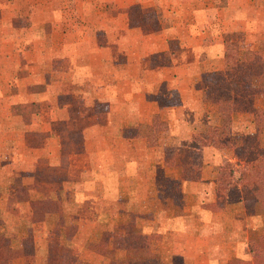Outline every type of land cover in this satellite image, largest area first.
Instances as JSON below:
<instances>
[{"label":"crops","instance_id":"0c3cea01","mask_svg":"<svg viewBox=\"0 0 264 264\" xmlns=\"http://www.w3.org/2000/svg\"><path fill=\"white\" fill-rule=\"evenodd\" d=\"M163 1L169 10L179 7V10L173 9L178 16L183 15L180 11L193 12L196 9V13H201L204 18L202 25L209 24L204 12L207 9L202 3L205 0ZM247 1L249 4L246 3V6H254L255 0ZM156 2L157 0H0V75L13 73L16 63L18 66L23 64L21 68L25 69L27 76L33 75L30 60L53 58L61 62V68L53 67V82H46L45 76L52 75L50 72L45 74L46 71L35 66L38 75L32 77L34 83L41 87L44 98L49 96L48 100L54 107V112L49 113L51 118L47 119L43 115L38 118L40 124L54 123L59 132L57 136L60 137V147H56L54 155L58 166L57 163L55 166L59 170H66L68 175L70 173L69 188L61 184L51 194L39 192L38 197L53 204V210L44 215L45 219L50 216L54 219L71 217L81 220L97 217L118 220L146 218L151 227L134 225L143 234L154 235V238L163 234L164 241H168L166 236L181 233L183 243L178 248L183 250L180 258L183 261L193 257L194 262H200L204 257L202 252L215 251V255L210 253L213 255H209V261L225 264L231 258L238 257L237 251L241 245H246L249 237L254 234L256 226L261 222V217L257 214L263 206L258 200L243 195L239 186L229 189L223 201H216L215 174L220 164L215 157L207 154L222 155L221 150L202 147L199 150V164L195 168H188L183 164H167L168 156L183 149V144L189 142L191 137L204 135L211 118L202 101V92L214 85L206 82L207 76H212L222 66L214 68L195 65L198 75L205 76L195 83L196 87L178 77L168 86L169 77L159 78V74L191 75L195 70L188 62V65L177 66L178 62L173 61L172 51L168 50L171 41H176L180 44L181 51L187 53L190 44H185V39L170 40V36L163 34L165 24L157 11L153 12ZM135 5L141 14L151 16L149 23H129L128 11ZM110 8L113 12L119 11V14L111 13ZM260 8L264 10V5ZM91 15L96 17L90 20ZM188 20L184 19L186 23ZM181 21L183 20L173 22L171 27L184 26ZM166 24L169 26L170 23ZM116 26H121V35L133 30L130 28H137L146 29L153 38L158 39L149 46L140 45L148 52L141 51L138 56L132 51L128 57L121 53V60L125 57L124 59L133 62L128 74L120 66H105L111 61L118 62L121 57L111 52L112 46L109 44L122 43L126 41V37L111 33L100 38L92 33L96 29L101 31L99 33H104L109 27L113 29ZM160 37L162 40H159ZM102 41L107 46L96 45V49H92L95 48V43L101 45ZM18 44H22L21 48L24 46V49H17ZM30 44L37 46L32 49ZM63 44L71 45L69 51L63 48ZM127 44L129 43L124 42V45ZM218 44L214 42L208 48ZM159 45L161 46L158 47ZM133 49V46L126 47V50ZM92 50L98 51L92 55ZM65 51L68 52L64 54ZM159 53H165L166 58L169 55L170 61L158 63L156 59L152 60L153 55ZM183 57L180 55L179 59L182 60ZM213 58L219 59L216 56ZM21 60H27V63L24 65ZM110 74L114 75V79L104 80ZM20 91L25 94L26 87H22ZM62 93L71 94L69 99L73 102L62 105ZM68 105L84 108L85 111L81 113L80 110H75L76 114L60 117L58 108H67ZM61 124L67 126L62 128ZM232 124L234 128L237 122L232 121ZM244 126L243 136L252 132L251 117ZM128 130L134 132L129 133ZM74 133H77L79 139L77 148L68 140L61 141L66 136L71 138ZM54 137L57 138L55 135ZM242 146V140L236 141L234 149ZM190 152L192 154V149ZM243 153V158L239 156L242 162L246 156L244 146ZM40 159L46 162L48 157ZM236 161L235 157L227 159L233 166ZM174 172H179V178L177 175L173 176ZM174 180L179 187L177 201H174L172 194H166ZM66 190L70 192L69 199L63 198L68 193ZM66 201L77 204V212L71 215L66 207H58L59 213L56 214L57 205ZM99 203L103 206L101 211L97 207ZM147 203L150 205L148 210L143 207ZM128 204L133 205L130 207ZM98 213L103 214L101 216ZM254 222L257 223L256 226ZM174 224H179L180 230L171 228L168 231ZM122 228L107 231L125 235L126 228ZM78 229L79 225L75 231L70 232L71 235L78 234ZM171 244L169 251L175 247L174 243ZM189 244L191 245L188 246ZM151 249L153 251L152 245ZM187 249H192V256H185ZM240 250L243 251L240 255L245 256L246 247L242 246ZM168 256L172 260L175 257L169 253Z\"/></svg>","mask_w":264,"mask_h":264},{"label":"rangeland","instance_id":"374dc122","mask_svg":"<svg viewBox=\"0 0 264 264\" xmlns=\"http://www.w3.org/2000/svg\"><path fill=\"white\" fill-rule=\"evenodd\" d=\"M177 1L180 2L181 0H176V2ZM202 3L204 4V8L207 9L204 11L206 12L205 16H207V21L209 22L207 25H202L204 18L201 16V13L197 14L198 12L196 9L193 12L192 10L185 12L180 11L183 15L178 16L174 13L173 9L177 8L179 10V7H173L172 10H169L168 7L164 5L163 0H157L153 5V12L157 11L160 20L165 24V27H163V34L165 36H170V40L180 38L186 40L185 44H187V42L190 44L189 53H187L181 51L180 44L176 41H171L168 50L172 51L171 55L173 56V61L178 62L177 66L187 64L188 62V64H191L193 67V70H195V73L191 75L165 76L164 74H159V78L169 77L168 86L171 85V81L175 82L176 77L183 79L185 82L188 81L189 84L193 85L200 82V78H204L205 76L198 75V70L195 65L198 66V64H200L201 66H212L214 68L222 66L224 38L227 34L233 32L242 34L243 41L240 42L241 48L239 52L241 57L252 56L258 61H264V10L260 8L264 5L263 0H255L253 7L251 5V7L246 6V3H248L247 0H205L202 1ZM255 7L257 9H255ZM110 12L119 14V11L113 12L112 8H110ZM95 17L96 15H91L89 19L93 20ZM184 19H189L187 21L188 24ZM179 20H183L181 23H183L184 26L174 25L171 27L173 22ZM166 23H170L169 26ZM130 29L133 30L126 32V35H121V26L113 27V29L109 27L108 31L104 33H99L101 31L97 29L92 32L100 38L105 34L109 36L111 33L126 37V41L122 43L109 44L112 46L110 47L111 52H115L116 55L119 54L121 57H119L120 60L118 62L111 61V63L108 62L105 66L110 68L120 66V68L125 69L127 74L131 72L130 69L133 64L131 60L124 59L128 57L129 52L132 51L136 56H138L141 51L148 52V50H143L140 45L149 46L153 41L158 40L153 38L146 29V31L137 30V28ZM106 38L107 37H105V39ZM238 39H240V37ZM159 40H162V37H160ZM202 40L203 42H201ZM124 42H128L129 44L124 45ZM214 42L219 44L210 45L211 47L208 48L209 44H213ZM96 45L99 47L107 46L105 42L102 41L101 45L95 43V48L92 47V49H96ZM21 46L22 44H18L17 49L23 50L24 46L22 48ZM25 46H29V44H25ZM36 46L37 44H30L32 49L36 48ZM132 46L135 47V49L126 50V47L130 48ZM160 46L161 45L158 47ZM70 47L71 45L69 44H63V48H66L68 51ZM68 51H65L64 54ZM97 51L98 50H92L90 53L93 55V53H97ZM121 53L126 54L123 60H121ZM180 55L184 56V60L179 59ZM213 56L219 59H214ZM167 58V62H169V55H167ZM162 60L164 62V59ZM22 63L25 65L27 60H23ZM30 63L33 68V75H38L37 68L41 71H46L45 74L49 72L52 74H47L46 76L44 74L47 78V84L53 82V67L57 66L61 68L60 60L53 58L30 60ZM22 65L23 64L18 66L16 63L13 73L9 72L7 75H0V264H44L46 246L49 243L57 245L58 254L60 255V264H108L110 261L119 263L124 262L125 235L118 233L111 234V232L109 233L107 230L111 229L117 231L122 227L124 230L135 224V226L138 227L139 225L151 227L150 222L147 221L148 219L143 218L141 220H135L128 218L118 220V218L105 219L97 217L94 219L81 220L71 217L54 219L50 216L47 219L43 218L41 222L32 221L27 201L28 198L31 197V195H34L32 198H37L39 192L51 194L57 190L59 188L58 186L61 184L69 188L70 180H68V178L70 173L68 175L66 170L62 171L57 169L58 163L54 155L56 147H60V137L57 136L59 132L54 127V123L46 122L40 124L38 118L39 115H43L47 117V119L51 118L52 116L50 117L49 113L54 112V107L51 105V101L48 100L49 96L44 98L41 87L32 80L33 75H26L25 69L21 68ZM34 66L37 68L34 69ZM67 78L69 77L67 76ZM107 79L112 81L114 75L110 74V76L104 80ZM206 82L214 84V74L212 76H207ZM196 84L192 87H196ZM22 87H26L25 94L20 91ZM70 95L62 93V105L69 104V101L73 102V100L69 99ZM243 97L248 100L253 107L256 105L257 107L255 108L264 110V88L257 91L252 88L246 89L243 92ZM75 110H80L81 113L85 111L84 108H74L68 105L67 108L59 107L57 112L61 115L60 117H67L68 115L76 114ZM249 119V114L244 113L241 109V102H233L231 124L232 121L235 123L237 122V124H234V128L233 124H230L229 134L233 137L234 146L236 141L239 142V140H242L243 146L245 147L244 136L241 134H244L245 129H243V127H246L244 124ZM238 123H241V125ZM61 125L62 128L67 126L66 124ZM132 131L133 130H128L129 133H132ZM76 134L77 133L72 134L71 138L66 136V138H62L61 141H63V139L68 140L74 145V148H77L79 146V139ZM54 135L57 138H55ZM69 143H67V146ZM258 145L260 148L264 149V134L260 137ZM243 146L229 151L221 150L220 152L222 155L218 153L216 155L213 153L207 155L215 157L216 162L220 165L224 161H227V159H230V157H235L237 161L233 164L238 165L241 164L239 162H242L240 157L243 158L244 156ZM46 157H48L46 162L40 159ZM53 158L55 161H53ZM56 163L57 166H55ZM259 166L262 168L263 164ZM179 172H174L173 176L176 177L177 175L178 177ZM81 188L83 189V187ZM96 189H98L97 186ZM178 190L179 187L175 184L174 180L172 185L167 188L166 194H168V196L169 193L172 194L174 201H177L179 197ZM66 192L68 193H65L63 198L69 199L70 192L68 190H66ZM42 200L45 201L44 199ZM83 204L87 207L85 203ZM59 205L60 204L56 207V214L59 213L58 207H66V211H69L71 215L77 212V204L75 203L66 201L64 204H61L62 206ZM132 205L133 204H128L127 206L131 207ZM97 207L99 211H101L103 206L99 203ZM143 207L148 210L150 205L149 203L143 204ZM41 210L45 212L53 210L52 202L45 201V206ZM84 213L85 212H82V214ZM61 214H63V212ZM64 214H66V212H64ZM98 214L102 216L103 213ZM162 215L164 216V213ZM257 216L261 217V222L259 226H256L257 223L254 222L256 228L254 234L249 237V240L264 233V206L259 208ZM78 225L80 226L78 234L72 236L70 232L75 231ZM171 228L180 230V225L174 224L173 227L170 226L168 231L171 230ZM145 230L148 231V229ZM149 237L150 244L152 243L151 245L153 247L152 253L154 260L152 264H219V262L209 261V255H215V251L202 252L204 257L206 256V259L203 257L200 262H198V260L194 262L192 260L193 257L190 260L187 258L189 262L187 259L184 261L180 259L183 255V250L178 248V245L183 243L180 239L181 233H174L173 235L166 236L168 241H164L165 236H163V234L162 236L159 235L157 238H154V235ZM171 243H174L175 247L174 250L169 251V246L172 247ZM190 245L191 244L188 246ZM242 246H245V243H243L241 247ZM240 249L237 251L238 257H233L231 259L237 262L249 261L247 255H240L243 253ZM168 253L175 256L173 260L168 256ZM184 253L187 257L188 255L192 256L194 252L192 249H187Z\"/></svg>","mask_w":264,"mask_h":264},{"label":"trees","instance_id":"16d2710c","mask_svg":"<svg viewBox=\"0 0 264 264\" xmlns=\"http://www.w3.org/2000/svg\"><path fill=\"white\" fill-rule=\"evenodd\" d=\"M151 16L141 14L138 6H132L128 11L129 23L142 25L149 23ZM240 37V39H238ZM242 34L233 32L227 34L223 42L222 67L214 73V86L202 92V101L206 112L211 116L207 122L203 136H193L184 148L177 150L168 158L170 166L187 165L195 168L199 164V150L202 147H212L217 150L234 149L233 137L229 134L231 124L232 104L241 102V109L251 117L252 132L243 137L246 156L241 164L233 166L227 161L218 165L215 179L214 196L216 201H223L229 189L239 186L242 194L250 196L264 206V149L259 147V139L264 134V110L257 109L243 97L246 89L257 91L264 88V61H258L252 56L241 57L240 42ZM165 53L155 54L152 60L163 63ZM162 89V88H161ZM192 149V154L190 150ZM263 164L261 168L259 165ZM28 198V204L33 222H41L47 213L41 209L45 201L40 197ZM247 262L230 260L227 264H264V233L246 242ZM153 253L150 237L134 226L126 228L124 239V262L110 261L108 264H152ZM60 255L56 244L46 246L44 264H60Z\"/></svg>","mask_w":264,"mask_h":264}]
</instances>
